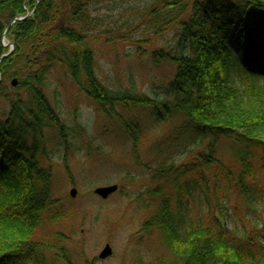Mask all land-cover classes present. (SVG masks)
Listing matches in <instances>:
<instances>
[{"label":"trees","instance_id":"1","mask_svg":"<svg viewBox=\"0 0 264 264\" xmlns=\"http://www.w3.org/2000/svg\"><path fill=\"white\" fill-rule=\"evenodd\" d=\"M106 1L0 0V57L3 35L14 44L0 62V264H77L67 245L74 230L51 229L73 226L76 208L53 196L42 159L46 130L66 150L69 129L87 130L66 126L48 95L53 80L116 120L133 148L146 124L168 121L195 145L183 163L159 161L151 179L161 183L138 199L149 214L142 230L156 232L167 256L156 264H264V0H155L138 13L130 30L141 36L123 37L139 57L148 37L177 30L173 48L150 53L171 68L154 97L98 76L92 42L111 40L97 12ZM233 197L247 217L240 229L223 221ZM203 202L207 215L193 212Z\"/></svg>","mask_w":264,"mask_h":264},{"label":"rangeland","instance_id":"2","mask_svg":"<svg viewBox=\"0 0 264 264\" xmlns=\"http://www.w3.org/2000/svg\"><path fill=\"white\" fill-rule=\"evenodd\" d=\"M154 1L114 0L98 7L100 28L110 29L111 40L104 42L100 35L97 41L92 42L93 53L97 74L107 86L123 89L128 88L132 81L140 93L154 97L163 92L161 83L171 68L164 61L153 63L150 53L160 47L173 48L177 43V30L172 28L167 31L162 39L152 35L148 37L141 57L125 38L141 36L142 29L133 33L131 25L136 22L138 13ZM63 25L60 21V26ZM3 41L8 43L7 38ZM13 78L8 79V84ZM71 87L68 82L60 85L53 80L47 88L49 98L66 126L74 128L76 124H81L87 130L86 134H79L76 129V132L69 129L68 142L71 146L68 150L58 142L54 131H45L44 153L47 159H42V163L52 165L53 196L61 199L66 207L76 208L73 226L66 222L63 229L56 226L51 229H60L69 235V230H74L67 245L77 264H141V261L156 264L157 258L166 259L156 232L148 235L142 230L141 223L149 214L138 199L147 189L158 186L160 180H152L151 177L159 161L183 163L186 154L195 145L176 138L177 121H168L159 125L146 124L147 129L133 148L118 129L116 120L110 121L100 115L90 99ZM7 107L0 94V113L3 114ZM117 110L120 111V108ZM114 183L121 187L120 193L116 191L104 200L93 193L95 187ZM72 187L76 189L75 197L69 196ZM236 204L240 205L233 197L228 203V216L223 221L229 228L235 225L240 229L242 223L247 225V217L240 219L242 214L239 216L235 212H241V207ZM193 212L199 215L208 213L204 202L193 208ZM106 243L112 247V253L106 259H100L98 254Z\"/></svg>","mask_w":264,"mask_h":264},{"label":"water","instance_id":"3","mask_svg":"<svg viewBox=\"0 0 264 264\" xmlns=\"http://www.w3.org/2000/svg\"><path fill=\"white\" fill-rule=\"evenodd\" d=\"M29 16V14H26V16H21V17H15L11 20L10 24L7 26L8 28L6 29L5 32L9 31V29L11 28V25L16 22V21H21L25 18H27ZM4 46L6 45H11L13 47V43H8V44H3ZM11 48V50H9L7 53H4L1 55L0 57V62L2 61L3 58L9 56L12 53L13 48ZM17 80H15L13 78L12 81V86L16 85ZM118 189V185L116 183L114 184H110V185H104V186H98L95 187L93 189L94 194H96L97 196H99L101 199H105L107 197H109L110 195H112L113 193H115V191ZM76 193V189L74 187H72V189L69 191V196L71 197H75ZM112 253V247H110V245L108 243H106L103 247L102 250L99 252L98 257L100 259H106L107 256H109Z\"/></svg>","mask_w":264,"mask_h":264}]
</instances>
